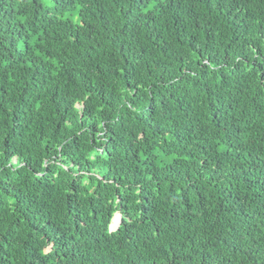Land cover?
Segmentation results:
<instances>
[{"label":"trees","instance_id":"obj_1","mask_svg":"<svg viewBox=\"0 0 264 264\" xmlns=\"http://www.w3.org/2000/svg\"><path fill=\"white\" fill-rule=\"evenodd\" d=\"M0 264H264V0H0Z\"/></svg>","mask_w":264,"mask_h":264},{"label":"water","instance_id":"obj_2","mask_svg":"<svg viewBox=\"0 0 264 264\" xmlns=\"http://www.w3.org/2000/svg\"><path fill=\"white\" fill-rule=\"evenodd\" d=\"M119 216H120V225L115 229V230H118L119 229V227L121 226V223H122V218H121V215L119 214ZM116 217V216H115ZM114 217V218H115ZM113 221H114V219H113ZM110 229H111V231H114L113 229H112V225H111V227H110Z\"/></svg>","mask_w":264,"mask_h":264},{"label":"bare ground","instance_id":"obj_3","mask_svg":"<svg viewBox=\"0 0 264 264\" xmlns=\"http://www.w3.org/2000/svg\"><path fill=\"white\" fill-rule=\"evenodd\" d=\"M222 48V47H221ZM28 68V67H27ZM235 70V69H234ZM252 139V138H251ZM186 157V156H185ZM258 246V245H257ZM62 257V256H61Z\"/></svg>","mask_w":264,"mask_h":264},{"label":"clouds","instance_id":"obj_4","mask_svg":"<svg viewBox=\"0 0 264 264\" xmlns=\"http://www.w3.org/2000/svg\"><path fill=\"white\" fill-rule=\"evenodd\" d=\"M117 215H119V214H117ZM113 224V223H112ZM120 228V227H119ZM114 231H117V230H114Z\"/></svg>","mask_w":264,"mask_h":264},{"label":"rangeland","instance_id":"obj_5","mask_svg":"<svg viewBox=\"0 0 264 264\" xmlns=\"http://www.w3.org/2000/svg\"><path fill=\"white\" fill-rule=\"evenodd\" d=\"M117 216V215H116Z\"/></svg>","mask_w":264,"mask_h":264}]
</instances>
